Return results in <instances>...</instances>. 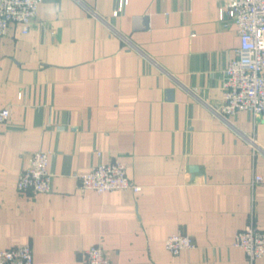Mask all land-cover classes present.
<instances>
[{"label": "crops", "instance_id": "1", "mask_svg": "<svg viewBox=\"0 0 264 264\" xmlns=\"http://www.w3.org/2000/svg\"><path fill=\"white\" fill-rule=\"evenodd\" d=\"M223 5L43 0L27 33L10 25L0 38V109H10L0 248L29 243L33 264H83L94 245L111 264H250L234 241L251 219L264 229V114L215 112L240 45ZM38 150L49 153L51 191L19 192ZM115 159L138 192L79 187L78 175ZM178 232L196 248L170 253Z\"/></svg>", "mask_w": 264, "mask_h": 264}, {"label": "built area", "instance_id": "2", "mask_svg": "<svg viewBox=\"0 0 264 264\" xmlns=\"http://www.w3.org/2000/svg\"><path fill=\"white\" fill-rule=\"evenodd\" d=\"M43 0H0V38L7 34L11 24L19 23L24 33L33 24ZM120 12V7L114 14ZM230 18L237 26L240 45L235 57L230 59L222 81V105L216 113L222 116L249 111L264 114V0H224L219 18ZM10 119L8 107L0 109V124ZM53 173L49 170V153L38 150L31 154L20 169L17 189L22 193L38 195L52 188ZM79 187L105 193L115 189L138 192L141 185L127 175V164L118 159L100 162L87 173L78 175ZM262 180L254 176L253 184ZM234 245L244 249L250 264L264 257V229H259L251 219L236 234ZM166 248L173 255H180L196 248L194 239L185 233H174L165 240ZM0 264H33V249L29 243L12 248H0ZM83 264H111L104 249L94 245L84 252Z\"/></svg>", "mask_w": 264, "mask_h": 264}]
</instances>
